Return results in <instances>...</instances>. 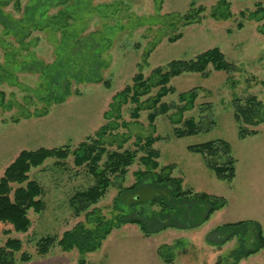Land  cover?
I'll return each instance as SVG.
<instances>
[{
  "label": "rangeland",
  "instance_id": "1",
  "mask_svg": "<svg viewBox=\"0 0 264 264\" xmlns=\"http://www.w3.org/2000/svg\"><path fill=\"white\" fill-rule=\"evenodd\" d=\"M219 1L0 0V90L5 92L7 105L0 110V178L23 150L67 145L75 149L95 136L108 122L104 113L114 95L132 85L138 73L149 77L158 66L175 59H193L215 47L235 64L231 72L210 67L207 76L184 73L170 82L176 92L163 102L172 105L181 104L180 92L198 90L195 108L183 116L196 119L201 127L196 134L175 136L168 114L176 113L177 108L159 115L153 129L149 110L141 111L135 119V104L123 107L124 126L106 137V147L111 151L137 150L138 157L125 178L110 174L114 185L92 209L108 219L118 213L121 189L134 185L136 172L145 169L140 160L145 150L137 144L138 139L152 133L162 137L154 145L160 151L161 166L175 164L173 175L184 179V189L223 196L227 205L191 229L169 227L147 234L138 224L123 223L100 248L86 254L88 264H215L218 260L234 264L231 253L240 245L239 238L225 241V232L215 229L255 220L264 230V123L253 125L235 118L238 105H244L247 98L256 96L264 103V19L249 16L261 0H226L232 12L227 20L210 15ZM261 2L264 6V0ZM199 7L204 8L202 18L189 22L187 15ZM49 67L71 77L70 93L62 103H55L54 93L47 89ZM156 92L154 89L150 96ZM44 96L49 106L40 100ZM46 107L47 114L37 115ZM17 116L19 121H15ZM240 126L256 133L241 138ZM124 134L130 139L120 147ZM217 139H225L233 147L237 172L231 182L218 178L202 153L189 150L191 145ZM225 160L224 156L215 159L220 164ZM29 177L43 186L46 208L28 211L31 226L26 232L0 222L2 242L9 237L22 241L16 264H76L81 257L77 248L64 251L56 244L51 253L40 256L38 243L47 236L61 238L78 223L93 226L85 213L75 214L71 198L94 185V176L86 166H76L71 155L65 161L48 159L33 167ZM149 192L153 194L143 191L145 199ZM144 206L151 211L161 209L158 204ZM5 229L12 232L5 234ZM25 252L32 258L22 262ZM239 264H264V249Z\"/></svg>",
  "mask_w": 264,
  "mask_h": 264
},
{
  "label": "trees",
  "instance_id": "2",
  "mask_svg": "<svg viewBox=\"0 0 264 264\" xmlns=\"http://www.w3.org/2000/svg\"><path fill=\"white\" fill-rule=\"evenodd\" d=\"M261 1L257 2L258 9L250 13L251 19H264V6ZM203 11L202 7L190 11L187 15L188 21H199ZM62 13L65 15V12ZM210 15L215 19H230L232 17L230 4L226 0H220L213 7ZM210 67L218 71L231 72L235 69V64L228 61L225 54L215 47L198 54L193 59H175L165 66H158L149 77L138 73L134 77L132 85H127L114 95L109 110L104 113L108 122L98 129L95 136L81 142L75 149L67 145L21 151L0 178V222L12 225L15 231L26 232L31 226L28 211L34 209L40 212L46 208V203L43 200V186L39 181L30 179L29 172L33 167L43 165L48 159L65 161L73 155L75 165L86 166L94 176L95 184L86 190L77 191L71 198V206L76 215L80 216L85 213L93 226L86 227L84 223H78L71 230H67L61 238L56 236L42 238L38 243L40 256H47L58 244L64 251L77 248L81 257L76 264H88L86 254L100 248L113 229L120 227L123 223L138 224L147 234L161 228L187 226L191 229L201 226L216 211L227 205V199L206 192L184 189V179L173 175L176 165L161 166L160 151L154 145L162 137L155 136L154 133L144 139H138L137 144L145 150V154L140 157L145 169L136 172L138 180L134 185L121 189L116 203L118 213L108 219L97 214L96 208L92 209V207L98 204L110 187L114 185L110 174L121 175L125 178L129 167L138 157L137 150L111 151L106 147V137L113 133V130L124 126V122H121L123 107L128 103L135 104L132 111V117L135 119L140 118L141 111L149 110L148 118L153 129H155V121L159 115L168 114L171 109L177 108L176 113L168 114L174 125L175 136L184 137L196 134L201 131L196 119L194 117L184 119L183 116L185 112L195 108L199 97L198 90L194 88L180 92L179 101L181 104L173 103L172 105L163 102V98L176 92L175 88L170 85L173 78L184 73H200L207 76ZM48 70L51 73L47 72L45 75L47 89L51 94L54 93L55 103H62L66 94L70 93L71 77L68 73L65 75L60 70L56 71L53 68L51 70L50 67ZM154 89H157L156 94L150 96ZM60 91L63 92L60 93ZM145 96L149 97L143 99ZM40 100L46 101L47 106L51 104L47 96L41 97ZM6 107L5 92L0 90V110ZM48 111L49 108L46 107L43 113L37 115L47 114ZM235 118L239 122L253 125L264 123V103L256 96L247 98L244 105H238ZM19 119V116L15 117V121H19ZM181 123H183L182 126H180ZM255 133L240 126L239 136L241 138ZM123 137L120 147H123V143L130 139L126 134ZM189 150L202 153L206 157L208 166L215 171L218 178L231 182L236 177V159L232 154L233 147L229 141L225 139L212 140L191 145ZM220 156L226 157L222 164L215 161ZM15 184L18 186L14 187ZM144 190L146 192L153 191V194L149 192V198L145 199L142 194ZM159 190L161 191L159 192ZM144 204H149V206L158 204L161 209L147 210ZM177 219L183 220L185 224L178 222ZM215 231L225 232L223 234L225 241L231 240L233 237L239 238L240 245L231 253L234 264H239L244 257H249L264 249V230L259 221L243 220L227 223L218 226ZM11 232V229L4 230L5 234ZM21 248L22 241L18 238L9 237L5 243L0 238V264H16L18 262L16 254ZM31 258L32 256L25 252L21 255L20 260L24 262ZM172 260L167 257V261L172 262ZM215 264L223 263L218 260Z\"/></svg>",
  "mask_w": 264,
  "mask_h": 264
},
{
  "label": "crops",
  "instance_id": "3",
  "mask_svg": "<svg viewBox=\"0 0 264 264\" xmlns=\"http://www.w3.org/2000/svg\"><path fill=\"white\" fill-rule=\"evenodd\" d=\"M45 262H43V263H38V264H44ZM25 264H28V263H25ZM30 264H32V263H30ZM45 264H47V263H45Z\"/></svg>",
  "mask_w": 264,
  "mask_h": 264
}]
</instances>
